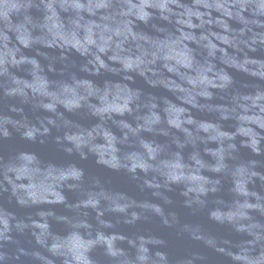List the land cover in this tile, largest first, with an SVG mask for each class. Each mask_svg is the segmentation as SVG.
Returning <instances> with one entry per match:
<instances>
[{"label":"water","instance_id":"obj_1","mask_svg":"<svg viewBox=\"0 0 264 264\" xmlns=\"http://www.w3.org/2000/svg\"><path fill=\"white\" fill-rule=\"evenodd\" d=\"M0 264H264V0H0Z\"/></svg>","mask_w":264,"mask_h":264}]
</instances>
